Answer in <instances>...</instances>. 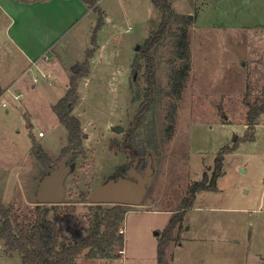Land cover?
Returning a JSON list of instances; mask_svg holds the SVG:
<instances>
[{
    "label": "rangeland",
    "instance_id": "1",
    "mask_svg": "<svg viewBox=\"0 0 264 264\" xmlns=\"http://www.w3.org/2000/svg\"><path fill=\"white\" fill-rule=\"evenodd\" d=\"M169 1L180 15L196 18L188 84L181 100L167 97L173 48L167 38L156 51L157 95L137 141L146 158L138 171L144 173L152 157L154 174L143 202L128 208L122 226L127 258L118 256L117 244L107 255H82L78 262L157 264L161 234L189 184L211 176L215 158L229 146L218 190L197 194L184 219L185 242L179 248L182 241L171 243L169 263L174 256L176 264H264V115L253 142L247 140L244 103L247 97L254 104L264 87V0ZM76 3L34 7L0 0V100L7 105L0 104V198L22 214L38 204L45 168L32 152L33 137L54 165L75 151L53 106L76 80L72 115L81 122V147L70 163L64 202L76 206V215L61 216L69 236L87 228L92 190L133 167L135 158L121 144L147 88L145 69L135 71V62L163 18L151 0H106L98 48L88 60L99 15H87ZM25 50L34 57L27 59ZM0 264H23L18 254L5 253L1 236Z\"/></svg>",
    "mask_w": 264,
    "mask_h": 264
},
{
    "label": "trees",
    "instance_id": "2",
    "mask_svg": "<svg viewBox=\"0 0 264 264\" xmlns=\"http://www.w3.org/2000/svg\"><path fill=\"white\" fill-rule=\"evenodd\" d=\"M81 1L99 15L92 36L93 48L88 51L87 55L89 60L98 48L97 32L104 26L106 16L99 7L97 0ZM151 1L158 8L163 18H161L158 29L151 33L143 46L141 57L137 58L135 62L137 67L135 71L145 69L143 70L144 80L147 84L144 94L145 100L140 104L132 123V129L125 135L121 144L122 149L131 150L140 158L143 156L140 154L141 150H138L139 142L137 143V141H139L140 131L147 126V115L155 103L157 95L156 51L165 39H173L172 55L168 61L170 69L167 77L170 92L167 93V97L181 100L192 72L189 36L190 27L196 19L191 15L185 16L177 13L169 0ZM134 77L137 79L136 76ZM69 85L66 95L53 106V112L67 130L68 142L75 153L77 152L75 156L78 157L80 155L78 149L81 147L82 126L80 120L72 115V109L77 100L76 80L72 79ZM248 96L250 97L251 94ZM244 103L249 108L246 117V139L253 142L259 118L264 115V87L261 97L254 104L247 97ZM32 140V152L45 168L42 174L45 175L52 169L55 162L50 155L44 152L34 137ZM155 141H157L156 138L153 142L155 143ZM232 150L233 148L229 146L223 147L215 158L212 175L209 176L205 173L202 180L189 184L180 209L173 214L169 224L161 234L157 251V264H170L168 248H170L171 243L179 244L182 241V228H188L187 226L183 227L187 212L193 207L198 193L202 191L216 192L218 190V179L224 175L225 154ZM129 207L124 205H89L91 210L85 214L87 228L82 226L69 236L64 232L61 216L75 214V205L49 206L38 203L34 209L22 214L15 207L4 205L0 198V223L2 224L0 236L5 243V253L8 256L18 254L23 264H80L78 259L82 255L87 257L90 254L95 255V257L98 254L107 255L115 245L120 244L121 247L125 244L123 243V235H120V229H122Z\"/></svg>",
    "mask_w": 264,
    "mask_h": 264
},
{
    "label": "water",
    "instance_id": "3",
    "mask_svg": "<svg viewBox=\"0 0 264 264\" xmlns=\"http://www.w3.org/2000/svg\"><path fill=\"white\" fill-rule=\"evenodd\" d=\"M139 50V46L136 48ZM77 71V70H76ZM1 95V92H0ZM123 132V127L116 129ZM75 151L66 155L57 165L38 181L36 200L39 204L60 205L66 200V180L71 174V161ZM137 162L126 176L109 178L102 185L98 186L89 195L88 201L95 205H140L147 194L148 185L154 174L152 167L153 159H148L144 173L137 170ZM158 234V233H157Z\"/></svg>",
    "mask_w": 264,
    "mask_h": 264
},
{
    "label": "crops",
    "instance_id": "4",
    "mask_svg": "<svg viewBox=\"0 0 264 264\" xmlns=\"http://www.w3.org/2000/svg\"><path fill=\"white\" fill-rule=\"evenodd\" d=\"M20 2L21 4H30V5H33L34 7H36V6H38L39 4H41V5H44V6H47V5H49L50 7H53L54 5H58V4H64V5H67V6H69V7H71V4H73L74 2H77L76 4H77V6L82 10V12H84V13H86L87 12V15H90V12L91 11H93V9H90V8H88L85 4H84V2H82L81 0H80V2L83 4V6L81 5V3H78L79 2V0H14V2ZM98 1V5H99V7L101 6V5H103L104 4V2H106V0H97ZM80 4V5H79ZM103 10V9H102ZM77 11V8L75 9V12ZM104 11V10H103ZM93 12H95V11H93ZM106 14V13H105ZM76 13H74V15H72V18H75L76 17ZM35 16V15H34ZM50 18L52 17V9L50 10V12H49V15H48ZM36 18V17H35ZM36 22H37V20H36ZM36 39H40L41 40V43L39 44V45H41V46H43V45H45L47 42H45L44 40H42L41 38H38V37H33L32 38V40H36ZM92 44V43H91ZM43 47H45V46H43ZM27 48H31L30 47V45L29 46H27ZM88 50H90V48L88 49ZM30 51H32V50H29V52H26V50H25V52L23 53L24 54V56L28 59L29 57L30 58H33L34 57V52L32 51V52H30ZM48 51L46 50V52H45V54L47 53ZM16 82H18V80L16 81ZM16 82H14V83H16ZM11 85V84H10ZM45 136V135H44ZM44 136H42V137H44ZM188 213V212H187ZM189 230V229H188ZM185 233H187V231L185 232ZM125 234V233H124ZM184 239H185V237H184ZM185 241H182L179 245H177L178 246V248L180 247V246H182L183 245V243H184ZM176 261L177 260H175V257L173 256V259H172V264H176Z\"/></svg>",
    "mask_w": 264,
    "mask_h": 264
},
{
    "label": "flooded vegetation",
    "instance_id": "5",
    "mask_svg": "<svg viewBox=\"0 0 264 264\" xmlns=\"http://www.w3.org/2000/svg\"><path fill=\"white\" fill-rule=\"evenodd\" d=\"M133 121H134V120H133ZM132 123H133V122H130L129 127H128L127 131L125 132V135H127L128 132H130V130L132 129ZM123 150H124V151H127L132 157H134V158H135V161H136V159H138L137 167H136L137 170H138V168H139V162H142V160L144 159L143 157H145V155L143 156L142 153H140L141 156H143V157L140 158V157H137L136 154H135L133 151H131V150H128V149H127V150L123 149ZM149 158H150V157H147V162H148V159H149ZM151 158H152V157H151ZM134 165H135V162H134V164H133V167H134ZM146 165H147V164H146ZM133 167H132V168H133ZM132 168H131V169H132ZM145 169H146V168H145ZM130 171H131V170H130ZM130 171H129V172H130ZM138 172H139V171H138ZM139 173H140V172H139Z\"/></svg>",
    "mask_w": 264,
    "mask_h": 264
},
{
    "label": "built area",
    "instance_id": "6",
    "mask_svg": "<svg viewBox=\"0 0 264 264\" xmlns=\"http://www.w3.org/2000/svg\"><path fill=\"white\" fill-rule=\"evenodd\" d=\"M16 98H19V96H16ZM0 104L4 108H5V106H7L6 102L5 103H1V100H0ZM40 136H44V133L40 132ZM120 234H123V228L120 229ZM117 253H118V256H120V257L123 256L124 260L127 258V252H126V249H125V244L118 248Z\"/></svg>",
    "mask_w": 264,
    "mask_h": 264
}]
</instances>
